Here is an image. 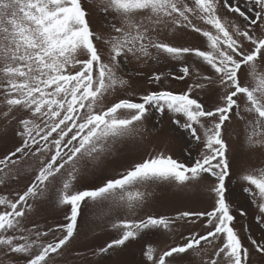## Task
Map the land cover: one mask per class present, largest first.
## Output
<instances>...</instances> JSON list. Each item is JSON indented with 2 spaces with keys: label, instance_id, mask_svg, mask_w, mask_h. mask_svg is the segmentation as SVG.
I'll list each match as a JSON object with an SVG mask.
<instances>
[{
  "label": "snow or ice",
  "instance_id": "1",
  "mask_svg": "<svg viewBox=\"0 0 264 264\" xmlns=\"http://www.w3.org/2000/svg\"><path fill=\"white\" fill-rule=\"evenodd\" d=\"M187 32L205 47L166 38ZM162 58L175 70L148 75L153 89L132 90L128 65ZM169 79L185 90L166 87ZM211 96L215 103L205 104ZM166 113L189 145L183 159L158 151L118 178L79 186L89 163L138 134L149 116ZM0 120L3 134L20 139L0 159V185L35 173L22 194L0 195V264H69L66 249L80 233L84 206L105 203L126 217L111 222L117 235L93 256L110 259L148 233L171 236L181 222H199L203 231L180 233L182 242L166 250L147 244L140 264H252L253 252L264 256V167L238 176L261 233L256 239L245 227V237L234 212L247 210L229 198L225 139L238 122L242 147L264 151V0H0ZM155 188L206 191L210 208L132 218ZM44 204L62 210L64 222L41 228L32 216Z\"/></svg>",
  "mask_w": 264,
  "mask_h": 264
},
{
  "label": "rangeland",
  "instance_id": "2",
  "mask_svg": "<svg viewBox=\"0 0 264 264\" xmlns=\"http://www.w3.org/2000/svg\"><path fill=\"white\" fill-rule=\"evenodd\" d=\"M87 7V3L85 4ZM94 30H101L99 20L93 13ZM177 44L185 46L204 48L205 43L201 36L196 33L187 32L182 38L167 36ZM102 50L103 47L101 46ZM175 62L165 61L155 64L149 62L146 65L133 62L128 65V71L131 73L132 90L137 93H143L145 90L153 89L156 85L147 82V76L159 72L174 71ZM137 73H143V78L137 76ZM165 86L174 91H183L186 85L169 79ZM131 91V90H130ZM126 92H117L116 97L126 96ZM138 99V95L134 97ZM215 96L203 97V102L207 105L215 103ZM6 122L0 120V159L6 154L14 151L19 146L20 139L16 137L11 130L3 134ZM175 125L172 124L170 114L161 117L159 114L149 116L143 122L141 131L132 137L124 138L112 146L110 152L103 155L98 161L89 163L83 172L79 186H89L99 184L104 177H117L126 167L135 161L147 158L158 151H164L174 158L183 159L187 155L189 145L182 133L173 131ZM243 128L240 123L234 122L228 125L225 132V139L229 144V156L232 161V177L229 183V198L235 207H243L247 210V215L241 217L238 212L235 226L242 236L249 235L243 231L245 227L251 228V235L259 239L261 233L257 229L254 221L255 206L251 205L242 193L238 183V176L245 168L264 167V151H248L242 147ZM193 154L195 155V150ZM29 164L35 166V161H29ZM2 175V174H0ZM35 173L32 171L21 172L18 179L9 180L7 184L0 185V195H7L14 198L17 193H21L34 179ZM211 181H209L210 183ZM152 195L147 197L145 203L136 210V216L132 218L145 217L148 214L175 216L179 211H203L210 208V198L206 191L178 193L175 188H155L150 189ZM105 203L98 207L84 206L80 220L81 230L79 235L67 246L66 254L69 264H140L142 259V249L151 243L158 249L166 250L167 246L182 242L180 233L187 235L189 229L203 231L199 222L195 225L181 222V226L175 227V232L171 236H164L158 233H148L142 240L130 243L119 255H113L110 259L100 256H93V250L106 245L114 238L117 233L111 228V222L125 218L126 213L122 209H112ZM66 211V209L64 210ZM32 219L40 225L41 228L55 227L63 223V211L55 208L51 204L41 206L39 213L32 216ZM245 243H248L245 240ZM252 264H264V256L253 252L251 257Z\"/></svg>",
  "mask_w": 264,
  "mask_h": 264
}]
</instances>
